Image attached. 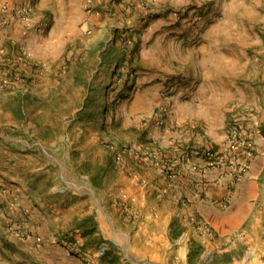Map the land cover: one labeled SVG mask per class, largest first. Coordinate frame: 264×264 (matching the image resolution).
<instances>
[{
  "label": "rangeland",
  "instance_id": "1",
  "mask_svg": "<svg viewBox=\"0 0 264 264\" xmlns=\"http://www.w3.org/2000/svg\"><path fill=\"white\" fill-rule=\"evenodd\" d=\"M167 2L164 14L178 27L173 35H180V47L168 45L164 57L152 51L148 69L172 79L163 85L156 108L136 119L139 126L124 127L120 104L135 90L138 43L149 22L109 30L105 18H77L70 30L65 24L57 28L62 45L55 57L42 61L20 40L45 35L51 17L37 9V0L0 1V194L12 196L9 202L0 200L19 202L0 215L24 225L28 236L22 239L31 236V223L39 244L59 246L83 264H130L123 260L119 240L142 216L145 201L168 202L167 193L159 196L160 192L182 167L205 170L192 168L199 161L196 152L222 149L233 127L241 124L253 126L255 142L258 132L264 137V0ZM86 4L92 9L91 1ZM139 4L152 19L151 4ZM14 30L19 33L11 37ZM185 76L220 83L221 100L233 90L228 102L233 109L221 146L201 148L183 142L171 154L156 138L147 137L148 129L166 125L168 98ZM154 151L159 152L157 160L146 155ZM136 162L145 163L142 182H135ZM151 167L159 178L147 169ZM260 184L249 223L253 238L236 241L229 251L213 256L209 245L192 240L190 264H241L253 250L261 255L258 264H264V169ZM149 186L161 191L148 196ZM155 248L163 252L165 244Z\"/></svg>",
  "mask_w": 264,
  "mask_h": 264
},
{
  "label": "crops",
  "instance_id": "2",
  "mask_svg": "<svg viewBox=\"0 0 264 264\" xmlns=\"http://www.w3.org/2000/svg\"><path fill=\"white\" fill-rule=\"evenodd\" d=\"M89 1L92 2V9H88L86 4ZM141 1L151 4L152 19L148 20L149 11H144L139 6ZM167 1L37 0V9L41 13L45 11L51 17L49 30L45 35L21 37L20 41L35 59L45 61V56L55 57V50L62 45V41L55 35L61 24H65L68 28L66 30H70L77 18L97 20L102 17L105 18L104 25H107L109 30H116L124 25L136 28L149 22L138 43L140 51L134 66L139 69L136 71L135 90L120 104L125 113L123 126L138 127L136 119L156 108L162 99L166 81L172 79V76H164L163 72L155 73L148 69L151 57L155 56L152 51L164 57L168 52V45H172L171 48L180 47V35H173L175 31L179 32L178 27L170 24L164 14L163 8L168 4ZM18 33L14 30L10 35L14 37ZM158 62L163 68V62ZM185 77L186 81L177 84L180 87H174V94L168 98L169 113L166 125L161 128L150 126L148 129L147 137L151 135L156 138L168 147L171 154L183 142H191L201 148L221 146L233 109L228 104L230 96L234 94L233 90H229V98L226 101L221 100L218 97L221 91L220 83H203L200 76ZM146 128L147 126L144 129ZM263 139L262 133L258 132L257 148L249 159L250 168L240 181L235 182L230 170L225 168L199 171L182 167L174 182H168L167 190L161 191L155 186H149L146 191L148 196L149 192L156 194V191H161L159 196L167 193L168 202L157 203L149 199L144 202L142 216L134 219L131 232L119 240L123 246L124 262L190 264L188 242L192 240L197 239L209 245L212 256L218 251H229L236 241L251 240L253 234L249 231V223L254 216L256 200L260 194V176L264 169ZM144 165L143 162H136L135 182L145 180L147 172L141 169ZM147 169L153 170L155 178H159L155 167ZM143 188L139 187L140 190ZM181 198L187 203H180ZM224 198H227V201L222 203ZM0 199L9 202L12 196L9 193L0 194ZM159 209L162 211L159 212ZM194 215L206 221L209 231L197 234ZM10 221L0 215V264H83L80 259L69 256L59 246L47 247L39 244L31 223H27L31 236L26 240L10 233L7 229ZM159 244H165L163 252L155 248ZM260 256L256 250L250 251L246 261L241 264H258Z\"/></svg>",
  "mask_w": 264,
  "mask_h": 264
},
{
  "label": "built area",
  "instance_id": "3",
  "mask_svg": "<svg viewBox=\"0 0 264 264\" xmlns=\"http://www.w3.org/2000/svg\"><path fill=\"white\" fill-rule=\"evenodd\" d=\"M235 126L228 135L227 145L220 150L208 149L203 152H196L199 158L198 163H192L194 169H218L225 168L230 170L233 180L240 181L243 175L250 168V156L254 153L256 142L254 140V128L252 125L241 124ZM147 157L157 160L159 152H147ZM191 161V155L187 154L185 162ZM170 178L174 177L172 172L168 173ZM231 186V185H230ZM227 200V198H225ZM19 202L13 199L10 204L0 200V213L8 211L9 208L18 207ZM196 227L201 231H209V226L203 218L195 219ZM10 233L18 235L20 238H26L28 233L20 221H10L7 225Z\"/></svg>",
  "mask_w": 264,
  "mask_h": 264
},
{
  "label": "trees",
  "instance_id": "4",
  "mask_svg": "<svg viewBox=\"0 0 264 264\" xmlns=\"http://www.w3.org/2000/svg\"><path fill=\"white\" fill-rule=\"evenodd\" d=\"M264 131V130H263Z\"/></svg>",
  "mask_w": 264,
  "mask_h": 264
}]
</instances>
